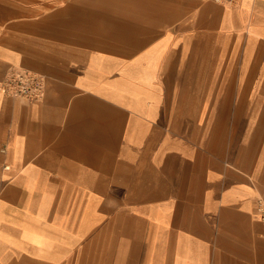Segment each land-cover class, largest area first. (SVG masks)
I'll return each instance as SVG.
<instances>
[{
  "label": "crops",
  "instance_id": "crops-1",
  "mask_svg": "<svg viewBox=\"0 0 264 264\" xmlns=\"http://www.w3.org/2000/svg\"><path fill=\"white\" fill-rule=\"evenodd\" d=\"M0 264H264V0H0Z\"/></svg>",
  "mask_w": 264,
  "mask_h": 264
},
{
  "label": "built area",
  "instance_id": "built-area-1",
  "mask_svg": "<svg viewBox=\"0 0 264 264\" xmlns=\"http://www.w3.org/2000/svg\"><path fill=\"white\" fill-rule=\"evenodd\" d=\"M216 3H237L241 0H213ZM0 90L9 97H18L28 101H40L45 93V78L43 75L22 67L9 69L1 83ZM257 213L264 221V202L258 201Z\"/></svg>",
  "mask_w": 264,
  "mask_h": 264
},
{
  "label": "rangeland",
  "instance_id": "rangeland-1",
  "mask_svg": "<svg viewBox=\"0 0 264 264\" xmlns=\"http://www.w3.org/2000/svg\"><path fill=\"white\" fill-rule=\"evenodd\" d=\"M260 201V199H258ZM261 219V218H260ZM264 222V221H263Z\"/></svg>",
  "mask_w": 264,
  "mask_h": 264
}]
</instances>
